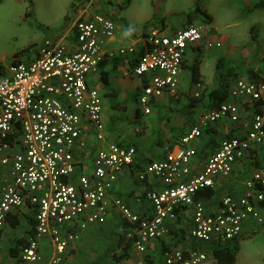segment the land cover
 Listing matches in <instances>:
<instances>
[{"label":"built area","instance_id":"1","mask_svg":"<svg viewBox=\"0 0 264 264\" xmlns=\"http://www.w3.org/2000/svg\"><path fill=\"white\" fill-rule=\"evenodd\" d=\"M212 30L203 21L188 20L176 30L162 26L138 36L140 55L130 75L141 82L136 103L142 115H150L154 103L165 95L175 94L190 51L221 47ZM72 31L71 52L62 40H43L32 57L12 61L0 77V168H7L9 174L1 190L0 232L13 209L24 204L35 209L34 230L21 248L20 260H39V242L48 238L54 251L51 264H67L62 257L77 237L70 231L63 235V229L74 224L80 230L102 225L111 212L118 213L133 251L132 259L119 264H150V242L170 238L172 224L185 212L190 214L189 238L203 247L234 242L253 233L248 230L251 225H264L263 172L254 171L241 190L218 196L214 206L197 199L203 190H214L219 180L230 177L237 165L252 166L264 155V81L236 80L230 94L241 104L203 110L176 145L163 147L161 160L145 163L138 180L152 176L161 188L146 194L150 211L139 214L110 195L118 174L134 164L136 150L106 142L103 102L87 83L106 58L132 56L136 49H106L118 30L104 13L75 21ZM194 87L202 91L200 83ZM246 106L249 117L241 116ZM225 121L237 126V132L220 141L193 173L195 148L203 131ZM88 129L100 146L90 174L75 176L74 153L85 148L83 136ZM209 262L215 263L209 261L207 251L190 247L165 252L161 264Z\"/></svg>","mask_w":264,"mask_h":264},{"label":"crops","instance_id":"2","mask_svg":"<svg viewBox=\"0 0 264 264\" xmlns=\"http://www.w3.org/2000/svg\"><path fill=\"white\" fill-rule=\"evenodd\" d=\"M4 1L5 0H0V5ZM29 1L30 11L27 10V12L25 13V17L32 19V24H30L31 31L36 32V34L38 35L40 34L42 36V39L39 41V44L32 43L30 46H28V50L33 46H35L36 48L41 44L44 38H48L47 40L50 41L62 40V43L71 52L75 45V35L72 31V27L75 21L79 19H87L92 16V14L104 13L108 18L115 22L118 34L114 37L113 40H111V42H108V44L106 45V49L116 51L118 49L132 47L134 48V50L136 49V51L132 56H115L114 58H106L100 66L99 72L97 74H92L88 76L87 83L90 88L97 90L103 102V124L105 128V140L107 138L106 127L109 119H112L113 122L114 117L118 118L119 114L125 113L124 111H127L129 109L132 110L131 116L134 115L135 117H140L142 114L137 109L136 96L139 91L141 82L140 80L131 76L130 72L132 67L134 66V61L140 55V45L137 42V38L142 33L138 34V31L134 32L127 23V21L123 18L121 19V16L123 15L122 13L117 14L116 16H114V18L110 17V15H107V11L105 9L99 8L95 0ZM241 1L244 3L245 8L248 11L246 16L249 17L255 14H264V7H255L256 4H263L264 0ZM39 7H43L44 15H38L40 10ZM119 20L122 22V24L118 23ZM209 25L212 28V21L211 23H209ZM183 26L184 24L178 28H171L170 30H176ZM31 50H29V52L32 54L33 48ZM26 54L31 55L29 53ZM8 57H10V55ZM8 57L2 56L1 62L7 60ZM22 58L23 57H20L19 54L14 53L13 57L9 58V62L5 67H2L0 65V77L5 76L6 67L8 66V64H10L12 61L22 60ZM187 58L184 66V74L182 76V79L184 78L186 72L189 73L187 67L192 62L191 58L189 57V53L187 55ZM106 85H108L110 90L116 95L115 102L120 104L115 109L112 108L109 104L110 94L107 90ZM234 100L235 99L232 98L231 102H233ZM160 102L162 101L158 100L156 103H154L153 109L155 106H159ZM244 109L246 111H243V109H241V116L247 117L249 114L248 112H250V108L246 106V108L244 107ZM153 112L154 111L152 110V113L146 116L154 115ZM142 116L144 117L145 115ZM182 116L185 120L183 121L181 127L178 126L179 128H175L176 130L185 127L184 131H187L198 120L195 119L192 122L191 116ZM143 117H141L143 122H151L153 124V126H151L153 128L150 127V132H152L153 130L157 131L159 129L156 128V126L154 125L156 118H149L143 120ZM188 119L190 120L187 121ZM112 126L115 129V136L111 137V139H117L118 141H121L117 143L122 144L123 146L134 147L136 150V157L135 162L131 167L124 169L118 174L117 183L115 184L113 191L110 192V195L113 198L116 197L121 199L131 210L136 213L140 214L144 211H150L148 210L149 206L143 194L160 189L161 184L157 179L153 178L152 176H147L143 182H140L138 180V174L142 170H144L145 163L153 161L152 159L158 161L163 158V147L167 145L171 146L170 142L174 141L173 136L172 138H170L164 134L169 131L168 129L166 130V132L160 129L159 132L161 133V136L169 139L168 142H160L157 137H154L153 139L148 140L145 143H141L140 140L135 139L133 140V142L136 144H134L133 146L127 143L130 142L129 138L127 140L123 136L120 137V134H122L123 131V127L117 119L112 123ZM209 128H213L215 130L216 135L220 137L237 132V126L232 125L228 121L216 123ZM173 132L174 130L172 131V133ZM19 133L20 131H17V134ZM209 138L210 136L206 135L205 137L200 138L197 141L195 148V150H197V155L195 156L193 161V173L198 171L203 166L204 160L206 159L208 154L215 150V148H217L220 143L219 142L218 145L215 147L211 145L207 147V154H199V151L206 147ZM83 140L86 142L85 148L75 150L74 153V159L76 164L75 176L79 174H90L93 168V159L95 152L100 146V144L96 141L94 137V132L89 129L87 130V133L83 136ZM106 142L109 141L106 140ZM155 145H157V147ZM90 151L93 154L92 156L88 157V153ZM153 153L154 155H152ZM144 158H147V161L144 160ZM249 169V164L243 162L234 168L233 175L235 176L238 174L239 176H241ZM248 175L250 178V173ZM8 177V169L0 168V197L4 180L8 179ZM134 179H137L140 183L133 187L132 183ZM227 179H229V177L226 179H221L217 182L214 191L217 190L220 193L218 196H222L227 192H229L230 194H234L237 191L241 190L242 186L239 189H237V187L235 186L233 189H235L236 191L232 192V188H230L229 185L231 186L233 185V183L231 184V182L227 181ZM226 182L229 184L225 185ZM132 191H134L133 194H131ZM214 205H216V203L211 206ZM185 217L188 218L187 221L181 220ZM117 218H119L118 213L111 212L106 222L102 225H93L88 227L86 230H80L76 224H74L73 226L65 227V229H63L62 231L63 235L66 233V231H70L74 233L77 238L75 242L71 244L66 250L65 254L62 257V261L67 264H115L116 257L122 252L121 247L116 246L117 240L124 231V229H122L121 221L119 222ZM189 225L190 214L188 212H185L176 223L172 224L171 230H173L175 233L170 238L150 242L147 249L148 262L152 261V263H156L161 261L162 263L163 254L172 249L187 250L190 247L196 248L197 243L194 240L190 239L186 232L188 230ZM34 226L35 209L29 204H24L20 208L13 209L7 215L4 227L0 232V264H51V259L54 255V251L48 238H44L39 242V260L33 263H25L22 262L19 258L21 248L26 245L28 238L32 235ZM109 247H114V249L110 251V253L105 255ZM132 258L133 251L131 247L130 254L128 258L124 261Z\"/></svg>","mask_w":264,"mask_h":264},{"label":"rangeland","instance_id":"3","mask_svg":"<svg viewBox=\"0 0 264 264\" xmlns=\"http://www.w3.org/2000/svg\"><path fill=\"white\" fill-rule=\"evenodd\" d=\"M98 7L105 9L114 18L119 13H122L121 19L127 21L131 29L138 34L146 32L151 28H160L162 25L171 29L178 28L186 21L190 20L193 23H202L203 18L194 14L195 3L200 4V8L212 18V36L221 43V47L201 48L189 52V57L193 61L194 55L199 54V71L200 84L202 91L206 93L218 88L221 84L227 85L228 88H233L236 80H247V70L259 73L264 70V14L246 16L248 11L241 0H95ZM130 3V4H129ZM29 0H5L0 5V65L5 67L9 62V58L13 57L14 53L20 57L27 56L28 46L32 43L39 44L42 36L31 31L30 24L32 19L26 18L25 13L30 11ZM40 8V7H39ZM59 14V13H58ZM57 14V16H58ZM38 15H44L43 7L40 8ZM119 24L122 22L119 20ZM254 35L257 39L254 40ZM48 38H44L47 40ZM35 44V45H36ZM32 52V50H31ZM10 55V57H8ZM7 56V60L1 62V57ZM188 60V58H187ZM190 60V62H191ZM220 61L218 67L217 64ZM217 67V68H216ZM236 73V76H230L229 73ZM195 87L190 84V74L185 73L181 80L178 90L172 96H164L160 100L159 106H155L151 116H131L132 110L124 111L119 114L117 119L123 127L120 137L129 138L130 145L136 144L133 140L138 139L141 143L157 137L160 142H168L169 139L161 136L160 129L169 131L164 133L167 137L172 138L176 129L182 126L185 120L180 109L185 106L187 100L195 93ZM159 100V101H160ZM233 102L241 104L240 101ZM209 102L203 101L199 108L191 114L192 122L198 119L200 112L208 109ZM145 119L156 118L154 125L159 128L157 131L149 130L153 127L151 122H143ZM102 121L103 112H102ZM113 121V122H114ZM112 119L108 120L106 127V140L109 142H121L117 139H111L115 136V129L112 126ZM191 122V123H192ZM190 123V124H191ZM154 126V127H155ZM179 126V127H178ZM151 127V128H150ZM161 130V131H162ZM174 132L172 133V131ZM157 147V145H155ZM151 153V152H150ZM92 152L88 153V157L92 156ZM147 155V154H146ZM154 155V153L152 154ZM149 157V154H148ZM147 161V158H144ZM155 161V159H152ZM254 171L264 173V155L262 154L257 161L250 166L241 176L233 175L227 181L233 183L229 185L232 192L235 186L239 189L246 179L249 178V173L252 175ZM138 183L137 179L133 180V187ZM229 183L226 182L225 185ZM132 191L131 194H133ZM220 197V196H219ZM219 200V198H218ZM217 200V201H218ZM120 222V219L117 218ZM181 220L187 221L188 218ZM251 234L246 235L238 241H234L238 247L236 254V264H264V225L253 224L248 229ZM209 261H212L208 253ZM216 262V261H215ZM209 264H211L209 262ZM213 264H216L213 262Z\"/></svg>","mask_w":264,"mask_h":264},{"label":"trees","instance_id":"4","mask_svg":"<svg viewBox=\"0 0 264 264\" xmlns=\"http://www.w3.org/2000/svg\"><path fill=\"white\" fill-rule=\"evenodd\" d=\"M255 7H264V3L263 4L262 3L256 4ZM194 14L196 16H200L201 18H203V20H204L203 22H205L207 24L211 23V21H212L211 17L208 16L205 13V11H203L200 8V4L198 2L195 3ZM256 39H257V36L254 35V40H256ZM199 59H200L199 54L198 53L195 54L193 61L187 67V69L189 70V74H190V84L192 86L199 84L201 81L200 73H199V64H200ZM137 60H138V58H136L133 65H135L137 63ZM219 63H220V61L218 62L217 67H218ZM229 75L230 76H236V73L230 72ZM246 78H247V80L252 81V82L264 81V70L260 73L258 71L253 72L252 70H247ZM106 86H107V90L109 91V94H110L109 95V104L112 108L115 109L120 104L115 102L116 95L114 94V92H112L110 90L108 85H106ZM205 100L209 102L208 108H212V109L217 108L218 106H220L221 104H224V103H231L232 97L230 94V88H228L227 85L221 84L218 88H214L213 90H211L207 93L205 91H202L198 97L191 96L189 98V100H187V103L185 104V106H183L180 109V113L182 115H185L186 117L191 116V114H193L195 112V110H197L199 108L200 104ZM189 120L190 119H188L187 121H189ZM184 130H185V127L181 128L179 130H176L175 134L173 135L174 141L170 142L171 148L174 145H176L177 142L179 141V139L185 134L186 131H184ZM206 135L210 136V138L207 142L206 147L203 148L202 150H200L199 154H207V151H206L207 147H209L210 145L215 147L218 145V143L220 141L227 139L228 137L231 136L230 134H228L226 136L220 137V136L216 135L215 130L213 128L205 129L203 131L201 138L205 137ZM196 153H197V150H196ZM146 194L147 193H144L143 196L145 197ZM219 194L220 193L217 190L214 191V190L206 189V190H203L201 193L198 194L197 199L200 200L205 206H211V205L217 203V198H218ZM261 208L264 210V201L261 203ZM174 233L175 232L173 230H171L170 235L172 236ZM240 239H242V238H240ZM240 239H238V240H240ZM238 240H236V241H238ZM235 242H228L224 245L211 244L207 247H203L201 244H197L196 248L203 249V250L207 251V254L208 253L210 254L211 258L216 261L215 262L216 264H236V254L238 251V247H237ZM116 246H119L122 249V252L120 253V255H118L115 259L116 260L115 264H119L128 258L129 254H130V249H131V242L126 239L125 230L119 236ZM113 249H114V247H109L107 249V252L105 253V255L110 253V251H112ZM149 263L155 264V263H152V261H149ZM156 264H161V261L156 262Z\"/></svg>","mask_w":264,"mask_h":264}]
</instances>
